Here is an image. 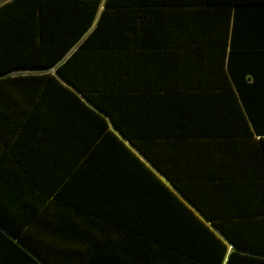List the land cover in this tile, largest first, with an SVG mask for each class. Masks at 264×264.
Instances as JSON below:
<instances>
[{
    "label": "trees",
    "instance_id": "trees-1",
    "mask_svg": "<svg viewBox=\"0 0 264 264\" xmlns=\"http://www.w3.org/2000/svg\"><path fill=\"white\" fill-rule=\"evenodd\" d=\"M38 3L0 9L3 264H264V0Z\"/></svg>",
    "mask_w": 264,
    "mask_h": 264
},
{
    "label": "snow or ice",
    "instance_id": "snow-or-ice-1",
    "mask_svg": "<svg viewBox=\"0 0 264 264\" xmlns=\"http://www.w3.org/2000/svg\"><path fill=\"white\" fill-rule=\"evenodd\" d=\"M43 2H44V0H39L38 7H37V16L38 17L43 15V13H44ZM12 3H13V0H3V2L0 3V9L7 11L8 6H10ZM5 77H12V73L10 71H7V70L4 72H0V81H3L5 79ZM28 79H30V78L27 76L12 77V80L16 83H24ZM260 147L262 149H264V144H261ZM229 243L231 244V241H229ZM233 247H235V245H233ZM239 252H240V250L237 249V252L232 254V259H235L236 255ZM246 255L249 257L253 256L252 253H247ZM261 259L264 260V256H261ZM0 264H3L2 254H0Z\"/></svg>",
    "mask_w": 264,
    "mask_h": 264
},
{
    "label": "crops",
    "instance_id": "crops-1",
    "mask_svg": "<svg viewBox=\"0 0 264 264\" xmlns=\"http://www.w3.org/2000/svg\"><path fill=\"white\" fill-rule=\"evenodd\" d=\"M3 2V0H0V3H2ZM25 72H30V71H25ZM36 72H38V71H36Z\"/></svg>",
    "mask_w": 264,
    "mask_h": 264
},
{
    "label": "rangeland",
    "instance_id": "rangeland-1",
    "mask_svg": "<svg viewBox=\"0 0 264 264\" xmlns=\"http://www.w3.org/2000/svg\"><path fill=\"white\" fill-rule=\"evenodd\" d=\"M19 72V71H18ZM22 72H24V71H20L19 73H22Z\"/></svg>",
    "mask_w": 264,
    "mask_h": 264
}]
</instances>
